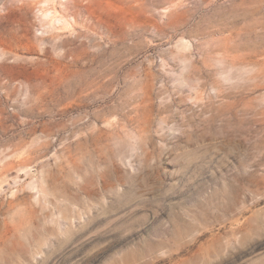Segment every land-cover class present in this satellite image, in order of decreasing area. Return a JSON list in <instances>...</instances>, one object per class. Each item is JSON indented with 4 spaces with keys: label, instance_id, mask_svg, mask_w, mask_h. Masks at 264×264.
I'll list each match as a JSON object with an SVG mask.
<instances>
[{
    "label": "rangeland",
    "instance_id": "1",
    "mask_svg": "<svg viewBox=\"0 0 264 264\" xmlns=\"http://www.w3.org/2000/svg\"><path fill=\"white\" fill-rule=\"evenodd\" d=\"M0 264H264V0H0Z\"/></svg>",
    "mask_w": 264,
    "mask_h": 264
},
{
    "label": "bare ground",
    "instance_id": "2",
    "mask_svg": "<svg viewBox=\"0 0 264 264\" xmlns=\"http://www.w3.org/2000/svg\"><path fill=\"white\" fill-rule=\"evenodd\" d=\"M79 6H80V12L84 13L85 15V13L88 12L89 9V3H81Z\"/></svg>",
    "mask_w": 264,
    "mask_h": 264
}]
</instances>
